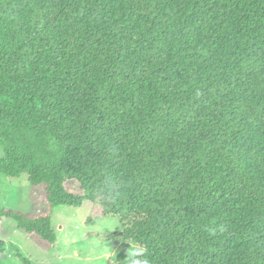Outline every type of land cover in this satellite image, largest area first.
Wrapping results in <instances>:
<instances>
[{"label": "trees", "instance_id": "1", "mask_svg": "<svg viewBox=\"0 0 264 264\" xmlns=\"http://www.w3.org/2000/svg\"><path fill=\"white\" fill-rule=\"evenodd\" d=\"M0 148L46 248L88 201L138 248L110 264H264V0H0Z\"/></svg>", "mask_w": 264, "mask_h": 264}, {"label": "rangeland", "instance_id": "2", "mask_svg": "<svg viewBox=\"0 0 264 264\" xmlns=\"http://www.w3.org/2000/svg\"><path fill=\"white\" fill-rule=\"evenodd\" d=\"M3 156L0 148V158ZM68 191L78 193L75 182L67 183ZM41 187H32L26 175L19 178L0 173V211L16 209L34 214L44 208ZM92 203L81 206H56L51 214V228L55 233L54 247H44L12 220L0 215V240L17 246L21 255L31 264H110V260L123 262L137 252L134 243L114 242L112 235L119 229L117 218H96ZM5 264H22L11 253H6Z\"/></svg>", "mask_w": 264, "mask_h": 264}]
</instances>
